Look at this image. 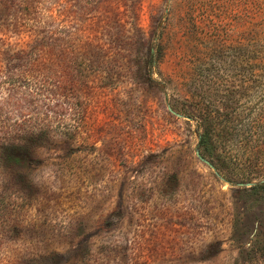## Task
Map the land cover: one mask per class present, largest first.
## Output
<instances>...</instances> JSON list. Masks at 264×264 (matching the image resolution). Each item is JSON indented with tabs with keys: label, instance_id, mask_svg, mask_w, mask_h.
Segmentation results:
<instances>
[{
	"label": "rangeland",
	"instance_id": "obj_1",
	"mask_svg": "<svg viewBox=\"0 0 264 264\" xmlns=\"http://www.w3.org/2000/svg\"><path fill=\"white\" fill-rule=\"evenodd\" d=\"M3 132L0 264H264V0H0Z\"/></svg>",
	"mask_w": 264,
	"mask_h": 264
},
{
	"label": "trees",
	"instance_id": "obj_2",
	"mask_svg": "<svg viewBox=\"0 0 264 264\" xmlns=\"http://www.w3.org/2000/svg\"><path fill=\"white\" fill-rule=\"evenodd\" d=\"M68 39L70 40L71 38L69 37ZM61 40L63 41V44L64 42H66V39L63 35L61 36ZM51 42L56 44V42H59V39L51 38ZM32 46L33 48L37 49L40 46L39 41H36ZM63 53H65L64 50ZM148 57H149L148 63L150 64L152 61L153 53L149 51ZM5 135H6L5 132L0 134V163L10 167L29 166L32 163L34 157L33 144L35 143V141L33 140V138L17 139L13 137H7ZM209 142H210L209 129L204 128L198 137V145L199 148H201V152H199V155L205 160H207L214 167V163L210 159L212 153L209 149ZM248 190L251 195L255 194V192L258 190H261L264 195V181L257 184H253L249 188L239 189V191H245V192ZM258 198H260V196H258Z\"/></svg>",
	"mask_w": 264,
	"mask_h": 264
},
{
	"label": "water",
	"instance_id": "obj_3",
	"mask_svg": "<svg viewBox=\"0 0 264 264\" xmlns=\"http://www.w3.org/2000/svg\"><path fill=\"white\" fill-rule=\"evenodd\" d=\"M196 155H197V157H198L203 163H205L207 166H209L211 169L214 170V167H213V166H212L207 160H205L204 158H202V157L199 155V152H198V151L196 152ZM215 174H216L217 177H219V174H218L217 172H215ZM250 185H251V184H246L245 186H246V187H250ZM239 186L241 187V186H243V185L240 184Z\"/></svg>",
	"mask_w": 264,
	"mask_h": 264
}]
</instances>
